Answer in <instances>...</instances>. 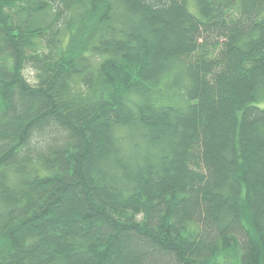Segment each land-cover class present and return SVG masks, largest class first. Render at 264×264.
Instances as JSON below:
<instances>
[{
	"label": "trees",
	"instance_id": "1",
	"mask_svg": "<svg viewBox=\"0 0 264 264\" xmlns=\"http://www.w3.org/2000/svg\"><path fill=\"white\" fill-rule=\"evenodd\" d=\"M263 100L264 0H0V264H264Z\"/></svg>",
	"mask_w": 264,
	"mask_h": 264
},
{
	"label": "rangeland",
	"instance_id": "2",
	"mask_svg": "<svg viewBox=\"0 0 264 264\" xmlns=\"http://www.w3.org/2000/svg\"><path fill=\"white\" fill-rule=\"evenodd\" d=\"M257 105H259L260 107H264V100L263 101H260ZM223 258H224V261L226 260L227 262V264H235L234 263V261L231 259L230 260V258L228 259V256H223Z\"/></svg>",
	"mask_w": 264,
	"mask_h": 264
}]
</instances>
